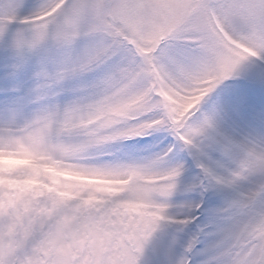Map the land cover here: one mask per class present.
Masks as SVG:
<instances>
[{
	"label": "snow or ice",
	"instance_id": "6c2138e0",
	"mask_svg": "<svg viewBox=\"0 0 264 264\" xmlns=\"http://www.w3.org/2000/svg\"><path fill=\"white\" fill-rule=\"evenodd\" d=\"M0 161V264H264V0H0Z\"/></svg>",
	"mask_w": 264,
	"mask_h": 264
},
{
	"label": "rangeland",
	"instance_id": "374dc122",
	"mask_svg": "<svg viewBox=\"0 0 264 264\" xmlns=\"http://www.w3.org/2000/svg\"><path fill=\"white\" fill-rule=\"evenodd\" d=\"M233 81H228V82H226V83H232ZM0 163H2V161H0ZM9 164H13V163H16L15 161H9L8 162Z\"/></svg>",
	"mask_w": 264,
	"mask_h": 264
}]
</instances>
